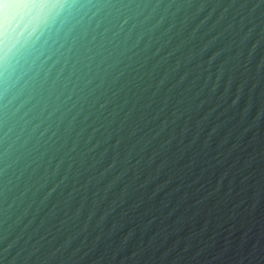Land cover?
Wrapping results in <instances>:
<instances>
[{"label":"clouds","instance_id":"obj_1","mask_svg":"<svg viewBox=\"0 0 264 264\" xmlns=\"http://www.w3.org/2000/svg\"><path fill=\"white\" fill-rule=\"evenodd\" d=\"M0 7L9 14L16 6L2 0ZM56 7L63 9L57 20L63 27L52 49L44 53L41 65L23 81L32 65L20 72L14 87L9 85L6 70L5 79L0 81V264H52L88 228L98 211L96 225L102 226L126 198L135 196L127 211L140 208L146 197L151 199L171 182V177L165 179L151 196L142 191L161 175L165 163L156 166L155 174L151 165L174 136H169L159 148L152 147L148 154L153 142L187 114L182 132L188 130L194 117L197 130L188 145L191 147L221 103L226 105L224 112L238 105L245 86V81H241L228 104L235 78V65H230L232 57L220 62L212 80L210 69L214 61L236 43L235 39L224 42L226 37L237 35L233 31L234 21L223 24L227 9L205 27L214 6L185 35L205 4L193 9L191 4L163 0H62ZM243 26L241 17L239 28L242 30ZM201 28L205 29L203 35L214 31L215 34L207 40L202 36L199 48L194 49L190 45ZM254 28L255 24L239 36L241 46ZM221 43L223 46L206 61L201 59ZM259 43L257 39L252 44L249 55ZM239 55L237 52V59ZM262 67L264 58L257 72ZM226 72L227 81L217 102L201 115V107L212 102ZM18 97L22 98L13 106ZM250 107L249 102L241 119ZM261 114L264 109L257 114V121ZM225 122L214 123L207 133L208 139L218 134ZM227 138L225 135L221 144ZM136 155L139 159L133 163ZM132 169L136 171L129 179ZM145 171L146 178L137 183ZM121 183L119 197L101 209V203ZM90 188L94 191L89 203ZM86 207L87 217L80 227ZM45 208L47 212L35 228L29 231L36 220L33 214L13 235L14 227L31 211L41 212ZM124 215L126 212L122 211L121 217ZM56 217V223H48ZM150 223L148 220L147 224ZM45 224L44 235L29 245L32 236ZM123 226L114 221L108 234ZM135 230L130 228L122 236L119 248L126 245ZM49 233L53 239L56 234H62L64 239L41 253L40 241ZM99 239L97 235L96 240ZM76 251L79 249L74 250L73 256ZM140 251H133L130 258L137 257ZM102 259L97 258L94 264Z\"/></svg>","mask_w":264,"mask_h":264},{"label":"water","instance_id":"obj_2","mask_svg":"<svg viewBox=\"0 0 264 264\" xmlns=\"http://www.w3.org/2000/svg\"><path fill=\"white\" fill-rule=\"evenodd\" d=\"M9 2L15 4L17 0ZM163 2L191 4L193 9L201 3L206 5L185 31V35L191 27L207 16L214 6L215 11H212V16L205 27L211 25L212 21L227 9L223 24L234 21L233 31L237 35L226 37L224 42L235 39L236 43L214 61L210 71L213 73L214 81L216 67L221 61L232 57L230 65H235V78L230 89L232 95L228 97L227 103H231L241 81H245L243 95L238 105L227 112H224L226 105L221 103L191 147L188 145L197 131L195 117L189 122L186 132H182V129L187 114L180 117L174 128L169 125L165 133L147 149V153L151 154L152 147L159 148L164 140L174 136L171 144L165 145L159 151L151 165L153 174L157 165L164 162L165 166L161 175L151 180L142 191L151 196L158 184L171 177L168 186L151 199L146 197L141 207L135 211H127L135 196L126 198L123 204L109 214L102 226L96 225V219L100 215L98 211L88 228L81 231L52 264L62 262L94 264L99 257H103L99 264H264V114L260 115L258 121L256 120L257 114L264 109V67L257 72V66L264 58V0H163ZM42 3L46 8L30 18L22 15L18 17L16 23L12 25L16 31L9 30L6 42L0 41V81L5 79L3 73L6 70L7 80L12 87L18 83L20 72L30 64L32 69L25 73L22 81L41 65L44 53L52 49L53 41L63 27L57 23L63 9L56 7L62 0H42ZM14 11L15 9H12L9 15ZM4 15L5 12L0 7V17ZM241 17L244 18L242 30L239 28ZM253 24L256 28L241 46L239 36ZM204 31V28L198 30L192 40L190 46L194 49L199 48L202 36L207 40L215 34L214 31L203 35ZM257 39L260 43L249 55L251 46ZM221 46L222 43L215 45L201 59L206 61L208 56ZM237 52H240L238 59ZM6 56L8 63L5 65ZM196 62L193 61L194 64ZM44 67H47V62ZM204 75H207V72ZM227 77L226 72L212 102L201 107V115L217 102ZM21 98L18 97L13 106L19 103ZM249 102L251 107L247 115L241 119V112ZM221 121L226 122L218 130V134L208 139L207 133L212 125ZM225 135L228 136L227 141L221 144ZM136 159H139L138 155L133 157L132 162L134 163ZM135 171L130 170L129 179L134 176ZM146 176L145 171L137 183L143 181ZM106 182L105 180L101 183ZM122 188L123 183L110 192L100 208H105L112 199L118 198ZM92 191L94 189L90 188L89 203ZM122 211L126 212L123 217ZM45 212L47 208L41 212L31 211L14 227L13 235L22 229L34 214L36 220L29 228L31 231L39 224ZM87 213L86 207L80 218V227L83 226ZM58 219L59 217L53 218L48 223H56ZM148 220H151L150 224H147ZM114 221L122 222L124 226L109 235L108 230ZM145 224L146 227L143 226ZM46 227L47 224L36 231L29 245L44 235ZM133 227L136 229L133 237L125 246L119 248L122 236ZM97 235H100L99 240H96ZM63 239L62 234H56L53 239L52 233H49L40 241L43 245L41 253L56 247ZM0 247H3L2 243ZM76 249L79 251L73 256ZM137 250L142 251L137 257L130 258L131 253Z\"/></svg>","mask_w":264,"mask_h":264},{"label":"snow or ice","instance_id":"obj_3","mask_svg":"<svg viewBox=\"0 0 264 264\" xmlns=\"http://www.w3.org/2000/svg\"><path fill=\"white\" fill-rule=\"evenodd\" d=\"M14 5L16 6L15 11L11 15L5 13L3 17H0V41L6 42V38L9 37V30L16 31L12 25L16 23L18 17L22 15L25 18H30L36 15L38 11L46 8L42 0H17ZM17 65L19 67V61Z\"/></svg>","mask_w":264,"mask_h":264}]
</instances>
